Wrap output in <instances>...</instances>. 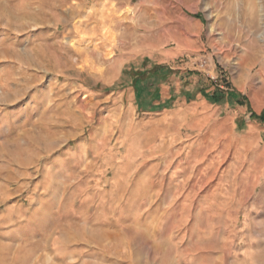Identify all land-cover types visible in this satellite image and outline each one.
I'll list each match as a JSON object with an SVG mask.
<instances>
[{
	"label": "rangeland",
	"instance_id": "374dc122",
	"mask_svg": "<svg viewBox=\"0 0 264 264\" xmlns=\"http://www.w3.org/2000/svg\"><path fill=\"white\" fill-rule=\"evenodd\" d=\"M262 116L264 0H0V264H264Z\"/></svg>",
	"mask_w": 264,
	"mask_h": 264
},
{
	"label": "crops",
	"instance_id": "0c3cea01",
	"mask_svg": "<svg viewBox=\"0 0 264 264\" xmlns=\"http://www.w3.org/2000/svg\"><path fill=\"white\" fill-rule=\"evenodd\" d=\"M149 62H150V65H151L149 67L150 70H148V68H147V64ZM163 68L165 69L167 67L164 64L152 63L151 61H149L148 58H146V59H144V61L142 63V68L140 70H138L136 73L133 72V71L132 72L128 71L127 67H125L122 70V77L123 78L124 77H126V78L128 77L127 79H129V81H130V84H131L130 86H132L134 89H137L139 91H141V83H144V81H145L146 84L150 80L155 81V85L152 86V88H153L152 90L145 89V90H147L149 92L148 96L150 97V99H149V101H147V102H149V104L143 105V103H141V104L137 103L138 109L141 110V108H145V109L147 108L146 110L142 109V110H144L146 112H148L149 110L159 109V107L164 102L167 104L168 102H170L169 101L170 99H172V100L174 99V97H170L168 99V101H164V102L160 103L161 97H162L161 92L163 91L162 90V86L168 85L169 84V80H170V78H168V76L166 74L162 75L161 72H162ZM257 120L261 121L260 119H257Z\"/></svg>",
	"mask_w": 264,
	"mask_h": 264
},
{
	"label": "trees",
	"instance_id": "16d2710c",
	"mask_svg": "<svg viewBox=\"0 0 264 264\" xmlns=\"http://www.w3.org/2000/svg\"><path fill=\"white\" fill-rule=\"evenodd\" d=\"M142 109H143V108H142ZM259 119L262 120V121H264V116L260 117Z\"/></svg>",
	"mask_w": 264,
	"mask_h": 264
}]
</instances>
